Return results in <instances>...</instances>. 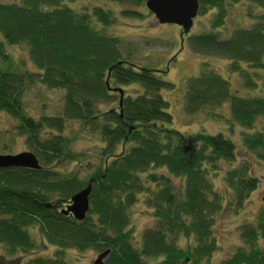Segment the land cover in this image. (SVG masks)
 <instances>
[{
  "label": "trees",
  "instance_id": "trees-1",
  "mask_svg": "<svg viewBox=\"0 0 264 264\" xmlns=\"http://www.w3.org/2000/svg\"><path fill=\"white\" fill-rule=\"evenodd\" d=\"M248 1L249 6L264 9V0ZM225 5V0H199L198 13L216 12L210 30L187 36L189 47L197 54L226 58L228 71L237 73L244 87H256L242 65L264 70V14L250 27L235 28L223 37L218 29L225 22ZM114 20L109 9L95 6L78 12L62 0L0 2L3 41L26 45L38 70L18 72L0 66V110L17 120L18 135L41 165L38 170L0 169V246L10 257L34 250L37 244L28 230L37 227L56 250L51 257H33L25 264H68L64 252L69 248L98 254L109 249L103 264H207L217 249L216 215L224 207V197L211 181L221 169L219 161L230 165L223 179L232 191L233 208H242L260 178L249 174L247 159L235 163V145L222 133L188 134L173 128L161 91L174 85L161 78L165 71L122 57L119 37L103 30ZM3 41L0 61L4 62L9 55ZM35 79L64 90L57 115L35 119L24 113L23 91L26 82ZM130 85L139 88L131 92L121 88L119 104V93L109 86ZM224 105L231 119L245 129L242 146L264 163V123L250 132L259 116L264 119V95L233 92L229 81L205 62L198 75L185 81L184 112L227 121L218 111ZM68 122H77L81 131L100 138L98 165L86 179L78 172L61 176L58 170L64 161L76 163L85 156L69 149ZM91 179L89 210L83 220L54 210L52 206L68 203ZM173 179L180 180L179 187ZM140 201L151 210L153 222L135 245L131 207ZM238 230L241 245L221 264H264V209ZM182 235L187 250L178 243Z\"/></svg>",
  "mask_w": 264,
  "mask_h": 264
},
{
  "label": "rangeland",
  "instance_id": "rangeland-1",
  "mask_svg": "<svg viewBox=\"0 0 264 264\" xmlns=\"http://www.w3.org/2000/svg\"><path fill=\"white\" fill-rule=\"evenodd\" d=\"M18 2L19 0H0L2 3ZM75 11L90 10L95 6L111 10L115 16L112 25L103 27V30L112 36L119 37L122 57L145 68L158 69L161 78L171 82L173 89H163L161 95L168 101V111L173 116L172 126L177 131L188 134L204 130L208 134L222 133L235 145V163H241L244 159L249 161V174L259 177L257 188L252 191L243 204L242 208H233V194L231 189L225 184L223 179L224 171L230 168L226 161H219L221 169L211 178L214 188L224 197L223 209L216 215L214 232L216 234V250L209 257L207 264H221L235 249L241 245L238 227L242 222H254L257 214L264 209V163L242 146L241 133L245 129L236 124L224 105L220 109L227 121L207 118L203 113L195 116H188L184 112L185 81L188 77L199 74L203 63H208L210 67L226 78L231 86V90L239 95L253 96L264 95L262 86L264 85V70L242 66L251 74V78L256 82V87L246 88L242 85L240 76L232 73L227 66L229 61L223 57L207 56L192 52L189 47L187 36L210 30L211 21L216 12L215 9L197 13L193 19V24L187 34H181V27L176 24H162L157 21L154 14L150 12L145 1L140 4L130 2H116L111 0H62ZM226 17L224 24L218 29L223 37L230 36L235 28H248L258 18L264 14V9L257 6L248 5V0H225ZM251 7V8H250ZM100 28V26H96ZM0 40L3 41L0 33ZM4 42V41H3ZM5 51L9 55L7 61H0V66L8 67L9 70L23 72H38L32 63L28 48L24 44L9 45L4 42ZM264 60V58H263ZM26 87L22 95L23 111L35 119L43 115H57L61 111L64 90L61 88H48L38 79L31 83L26 82ZM113 85V84H112ZM131 92L137 85L118 86ZM114 88V87H113ZM117 88V87H116ZM254 128L250 132L260 130L264 119L260 116L256 119ZM17 120L7 112L0 110V154H16L22 151H30L25 145L24 138L17 133ZM65 135L70 138L69 149L73 152H83L84 158L80 161H64L58 170L61 176H66L70 172H78L81 179H86L92 174L98 165L99 135L81 131L77 122H68ZM176 187L180 186L179 179H173ZM142 198V197H141ZM54 200V198L52 199ZM152 212L145 208L142 201L131 207V228L136 238L135 245H139L142 231L152 225ZM28 232L35 240L37 247L28 253H18L15 256H6L5 251L0 246V264H25L30 258L54 255L56 246L49 244L42 236L37 227H30ZM180 247L188 249V242L184 235L178 241ZM190 245V243H189ZM188 246V247H187ZM186 249V250H187ZM97 252L92 249L79 251L69 248L64 252V258L68 264H93ZM153 260V259H152ZM160 258L152 261L157 263ZM205 263V261H203ZM206 264V263H205Z\"/></svg>",
  "mask_w": 264,
  "mask_h": 264
},
{
  "label": "water",
  "instance_id": "water-1",
  "mask_svg": "<svg viewBox=\"0 0 264 264\" xmlns=\"http://www.w3.org/2000/svg\"><path fill=\"white\" fill-rule=\"evenodd\" d=\"M146 8L152 12L159 23L176 24L181 27V34H187L193 24L199 9V0H145ZM108 83V81H106ZM109 89L119 93V104L123 98L121 88ZM25 168L38 170L41 168L35 154L31 151H22L16 154H0V169ZM92 179L80 191L74 193L62 210L64 214L71 213L74 219L83 220L89 210V198L92 189ZM109 249L99 253L93 264H103Z\"/></svg>",
  "mask_w": 264,
  "mask_h": 264
},
{
  "label": "flooded vegetation",
  "instance_id": "flooded-vegetation-1",
  "mask_svg": "<svg viewBox=\"0 0 264 264\" xmlns=\"http://www.w3.org/2000/svg\"><path fill=\"white\" fill-rule=\"evenodd\" d=\"M67 204L68 203H64L62 206H60L59 204H55V206H52V207L54 208L55 211H59V212L63 213L62 210L67 206ZM47 207H50V206L48 205ZM63 215L73 217L71 215V213H68V214L63 213Z\"/></svg>",
  "mask_w": 264,
  "mask_h": 264
}]
</instances>
